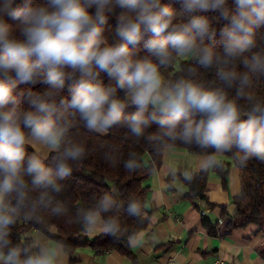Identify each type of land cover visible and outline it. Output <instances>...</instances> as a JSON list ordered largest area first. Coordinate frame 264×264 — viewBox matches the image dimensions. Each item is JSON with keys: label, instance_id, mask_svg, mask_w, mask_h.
<instances>
[{"label": "clouds", "instance_id": "clouds-1", "mask_svg": "<svg viewBox=\"0 0 264 264\" xmlns=\"http://www.w3.org/2000/svg\"><path fill=\"white\" fill-rule=\"evenodd\" d=\"M181 10L187 22L176 23L172 4L162 0H0V264H62L58 243H40L29 253L12 246L8 237L21 208L51 205V194L61 190L59 182L85 155L84 145L68 138L70 125L61 122L54 99V91H62L76 76L68 103L89 130L107 133L124 121L139 136L152 124L173 132L184 121L178 135L185 141L217 151L235 146L264 160V108L257 104L241 119L239 106L224 88L183 78L170 81L161 71L176 57H191L204 68H215L229 87L239 80L238 95H243L253 76H264V52L244 56L264 27V0H181ZM207 11L227 22L221 29V52L204 43L216 32L212 20L199 14ZM110 16L117 20L111 42L104 35ZM146 36L145 49L154 59L138 58L132 51ZM241 60L242 74L236 71ZM37 82L50 90L29 93L31 108L18 109V84ZM130 106L136 110L126 116ZM125 166L134 169L136 162L130 159ZM112 203L104 196L84 213V224L116 232V220L102 218ZM62 211L60 202L52 207L53 213ZM128 211L137 215L138 203H130Z\"/></svg>", "mask_w": 264, "mask_h": 264}, {"label": "trees", "instance_id": "trees-1", "mask_svg": "<svg viewBox=\"0 0 264 264\" xmlns=\"http://www.w3.org/2000/svg\"><path fill=\"white\" fill-rule=\"evenodd\" d=\"M42 2L43 0H34V4ZM162 2L172 4L177 13L176 23L187 22L188 16L181 10V0H162ZM199 14L208 16L216 30L215 37H206L204 43L221 52L223 50L221 29L227 22L220 19L219 13L216 11ZM9 23L17 22L9 18ZM116 24V18L110 16L104 26V35L110 42L114 38L113 29ZM147 39L146 36L138 46L132 49L136 57L153 58L144 46ZM255 52H264V27L257 30L256 46L250 52L244 53V56L250 58ZM161 71L168 75L170 81L183 78L201 83L206 88H224L228 98L235 100L239 106L241 119H246L248 111L257 104L264 108V76H253L251 85L244 88V94L238 95L241 87L239 80L229 87L218 79L215 68H204L191 57H176L171 67L162 68ZM236 71L241 74L246 71L242 60L237 61ZM101 78L106 85L110 83V79L105 73H101ZM78 79L79 77L76 76L66 81L62 91H53L54 99L60 108V120L70 125L68 138L83 144L85 155L79 162L72 165L71 175L59 182L61 190L51 194L53 197L51 205L37 207L35 210L30 205L21 208L16 223L10 226L8 239L12 246H20L30 253L35 251L29 235L30 229H36L49 235V230L54 228L56 234L52 238L62 245L71 263L78 260L76 252L81 247H89L100 253L115 250L132 257L129 239L135 237L146 225L144 214L147 186L145 182L154 167L161 163L165 148L179 147L207 155H213L217 150L210 146L199 145L195 141L188 142L182 139L178 133L181 131L184 121H181L173 132H169L167 128H161L157 124H152L139 136L133 134L124 121L111 127L107 133L87 129L79 115L70 108L68 103L71 89ZM49 90L50 87L42 82L19 83L14 91L15 106L20 110H28L31 108L28 99L29 93L43 94ZM117 95L122 97L123 91L118 89ZM62 100L65 102L61 103ZM13 106L9 105V107ZM135 110V107L130 106L126 108L125 115L127 116ZM191 119L198 121L199 117L193 115ZM28 151L31 153L32 149L28 148ZM221 152L227 157H234L242 176H248V182H243L240 193L234 199L237 207L236 213L227 215L221 224V235H228L232 230L250 224H255L258 230H263L264 160L247 156L235 146ZM146 156L150 157V161L147 163H145ZM130 159H134L136 162V167L131 170L125 166ZM45 163L47 164L48 161ZM205 180L206 174L200 173L186 181L190 199L207 201L204 195ZM104 196L110 197L113 203L109 211L102 213V218L105 220L115 219L118 230L114 233L105 232L88 238L83 234L86 226L83 222V215L86 211L96 208ZM57 202H60L64 208L61 213L52 212V207ZM132 202L139 205L137 215H131L128 211V205ZM203 224L209 232L215 233L213 225L206 217H203ZM4 251L7 252V249Z\"/></svg>", "mask_w": 264, "mask_h": 264}, {"label": "crops", "instance_id": "crops-1", "mask_svg": "<svg viewBox=\"0 0 264 264\" xmlns=\"http://www.w3.org/2000/svg\"><path fill=\"white\" fill-rule=\"evenodd\" d=\"M169 80L168 75L163 73ZM150 157H145V163ZM206 174L204 195L207 201L196 203L188 197L187 180L193 175ZM223 173V175H222ZM145 227L129 239L132 257L115 250L103 253L89 247L77 249L78 260L69 261L62 245L52 236L30 229L32 247L43 242H55L62 248V264H164L176 254V264H213L220 257L225 264H264V229L250 224L221 235V224L227 215L236 213L235 197L243 185L242 172L234 157L221 151L213 155L199 154L179 147H166L161 163L154 167L146 180ZM206 213L201 215L200 210ZM203 217L214 227L209 232ZM105 233L102 224L89 229L84 236L93 238Z\"/></svg>", "mask_w": 264, "mask_h": 264}, {"label": "built area", "instance_id": "built-area-1", "mask_svg": "<svg viewBox=\"0 0 264 264\" xmlns=\"http://www.w3.org/2000/svg\"><path fill=\"white\" fill-rule=\"evenodd\" d=\"M201 215H204L206 213L205 209L200 210ZM178 251H176L174 254L169 255V257L167 258L166 262L164 264H176V253ZM213 264H225V261L220 258V257H216L213 261Z\"/></svg>", "mask_w": 264, "mask_h": 264}, {"label": "rangeland", "instance_id": "rangeland-1", "mask_svg": "<svg viewBox=\"0 0 264 264\" xmlns=\"http://www.w3.org/2000/svg\"><path fill=\"white\" fill-rule=\"evenodd\" d=\"M243 182H248V176L247 175H243Z\"/></svg>", "mask_w": 264, "mask_h": 264}, {"label": "water", "instance_id": "water-1", "mask_svg": "<svg viewBox=\"0 0 264 264\" xmlns=\"http://www.w3.org/2000/svg\"><path fill=\"white\" fill-rule=\"evenodd\" d=\"M195 202L198 203L199 201L196 199Z\"/></svg>", "mask_w": 264, "mask_h": 264}]
</instances>
